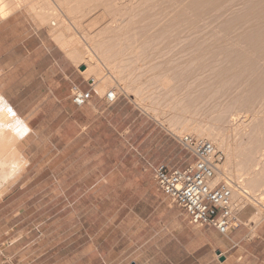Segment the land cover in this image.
<instances>
[{
  "label": "rangeland",
  "instance_id": "374dc122",
  "mask_svg": "<svg viewBox=\"0 0 264 264\" xmlns=\"http://www.w3.org/2000/svg\"><path fill=\"white\" fill-rule=\"evenodd\" d=\"M117 1L120 0H2L10 8L6 11L8 14L22 9L39 21L43 18L41 24L48 26L51 36L66 55L74 63L88 69L85 75L93 78L98 93L103 96L114 89L116 100L126 102L139 115V120L136 136H133L136 144H128L129 133L123 131L128 123H124L120 129L121 144H108L104 152L86 153L82 148L74 153L75 158L50 160V149L45 145V158L40 157L42 153L38 154L31 161L32 165L26 166L30 167L31 174L23 176L21 173L8 184L0 197V264H16L19 260L21 264H229L225 262V257H229L232 250H227L218 242L225 238L207 227L193 226L188 222L183 210L172 205L158 189L152 177V166L156 164L151 161L157 159L177 167H184L193 161L176 141L177 137L188 134L186 130H180L183 117H188L186 121L190 123H209L220 132L224 139L220 149L225 160L232 145L239 148L241 144V148H247L242 145L245 140L249 142L251 127L264 117V90L257 94L259 91L251 88L254 81L260 82L258 79L264 77V60L250 61L255 63H252V68L248 67L250 62L246 63L248 65L244 63L245 71L242 65L239 66L241 71L237 68L234 70L236 73L227 74L228 81L226 77V81L221 79L222 85L219 81L214 82L215 76L208 69L202 70L199 75L203 78L208 74L210 79L212 76L208 84L217 83L218 91L224 90V95L232 97V100L238 94L245 100H249L246 99L249 96L253 101L252 107L224 109L221 106H224L222 101L225 96L222 94L221 98L219 93L215 96L221 98L219 101L210 95L215 104L221 101L212 108L214 110L203 106L202 111L198 109L196 113H191L175 108L172 105L180 101L183 95L181 86L186 83L180 78L181 73H192L191 69L198 66L192 62L188 65L186 60L183 62L189 46L181 42H172L169 46L159 41L143 43L141 32L146 10L138 6L137 0ZM103 2L109 6L106 12L99 6ZM3 14L6 13L3 12L0 17H4ZM104 19L114 28L107 30L102 25ZM237 46L236 49L242 47L241 43L240 47ZM79 53L80 56H77ZM201 62L204 65L209 63ZM212 66L214 68V63H211ZM215 67L214 70H217L218 66ZM245 67L248 72L253 67L255 69L248 74ZM109 68L112 72L106 75ZM99 71L107 76H104L106 83L102 89L98 87ZM230 74L233 77H228ZM193 80L188 83L194 84ZM224 86L232 88V96ZM219 104L221 108L217 109ZM249 117L250 121L246 124L245 119ZM134 132L131 129V133ZM259 147L258 152L261 150L260 153H264V146L260 144ZM257 153L254 156H260ZM98 156L99 159H92ZM238 157L233 158L234 163L229 164L227 172L230 177L244 183L248 175L238 165ZM261 159H264V154ZM259 166L258 170H262L264 160ZM138 185H142L143 189L135 192L134 187ZM152 191L159 196L158 202L165 199L169 205L165 208L163 202L154 211L157 197L150 196ZM250 193L263 198L264 184ZM136 196H143L144 200L136 203ZM237 200H234L238 209L237 222L242 219L241 227L246 224L252 231L248 235L252 240L244 249V253L249 255L243 264H264V227L255 231L264 221V198L260 203L246 199L235 202ZM153 213L157 216L151 217ZM137 219H169L170 222L172 219H184L186 231L179 246L174 241H166L164 251V240L139 238V230L144 228V223ZM13 226H16L14 231L8 233ZM217 251L222 254L217 255ZM222 256L224 259L220 260Z\"/></svg>",
  "mask_w": 264,
  "mask_h": 264
},
{
  "label": "crops",
  "instance_id": "0c3cea01",
  "mask_svg": "<svg viewBox=\"0 0 264 264\" xmlns=\"http://www.w3.org/2000/svg\"><path fill=\"white\" fill-rule=\"evenodd\" d=\"M43 20L39 21L22 9L0 17V98L18 117L16 127L22 128L23 125L27 129L16 146L28 164L31 166V161L38 154L42 153L40 157L45 158V145L50 149V160L75 158L74 153L82 148L86 153L104 152L108 144H121L120 129L124 123H128L123 130L129 133L128 144H136L133 136H136L139 115L119 99L112 103L106 102L104 95L96 90L93 78L83 74L84 66L74 63L66 55L51 36L48 26L41 24ZM74 84L82 90L91 91L90 100L80 107L75 106L70 99V88ZM131 129L135 132L131 133ZM94 158L99 159V156ZM151 162L164 163L157 159ZM29 168L21 172L23 176L31 174ZM139 188L143 189L142 185L134 187V191L142 190ZM150 196L157 197L154 211L163 202L165 208L169 205L165 199L158 202L159 196L153 191ZM141 200H144L143 196L135 197L136 203ZM156 216L153 213L151 217ZM137 220L144 223V228L139 230V238L146 241L164 240V251L166 241H174L179 246L186 231L184 219H172L171 222L169 219ZM238 220L237 227L229 237L208 228L225 238L218 242L227 250H232L230 256L225 257V262L229 264H243L249 255L244 253V249L252 240V237H248L252 232L251 227H246V224L241 227L243 221ZM262 227L264 221L255 231L258 232ZM15 228H10L8 233ZM16 264H21V260Z\"/></svg>",
  "mask_w": 264,
  "mask_h": 264
},
{
  "label": "bare ground",
  "instance_id": "6f19581e",
  "mask_svg": "<svg viewBox=\"0 0 264 264\" xmlns=\"http://www.w3.org/2000/svg\"><path fill=\"white\" fill-rule=\"evenodd\" d=\"M120 1L122 3V0ZM104 2L102 3V5L100 3L99 6L103 7L104 10L106 9L104 11L101 8L104 12H106L109 6L107 7L108 3ZM137 4L139 7L146 10L147 15L142 25V28L144 30H142L141 32L142 42L147 43L150 41H159L161 44H164L166 46L171 45L172 42H181L184 45L189 46V52L186 49V57L185 59H183V62L184 60H186L188 65L191 62L192 64L195 63L198 65L191 69L192 73H181L180 78L182 79V81L185 80L186 83L183 82L182 85L184 86H181L183 95L180 101L172 105L173 107L189 110L191 113H196L198 109L202 111L203 106L205 108L206 106H209V108L207 109L211 108V110H214L212 108H214L216 104L221 102L218 101L222 98V94L223 97L225 96L224 99L226 102L225 104V102H223V99L222 103L224 104V106L222 105L221 107H224V109H228L230 107L232 109L233 107L236 109V107L239 106L244 108L248 106L252 107L251 102L253 101L251 100V98L249 96H245L246 99H249L245 100V98H242V96L240 97V94H238V96L234 95L236 96L234 100H232V97H229L231 101L228 102V95H224L225 91L223 89V93L221 92V89L220 91H218V84L214 82L219 81V84L222 85L223 81L221 83V79L224 80V78L226 77V80L228 81L226 75L229 73H236V71L234 70H236L237 68L240 69L239 66H243L244 63L246 64L250 61L255 62L264 60V0H137ZM99 6H97V8ZM104 6L106 8H104ZM9 9V6L5 5L4 2L0 0V14L5 12V15L7 16L8 13L6 11ZM107 22L108 21H105L104 19L102 25L105 26L107 30L113 29L114 27L110 26ZM215 31H217V33H215ZM240 43L242 47L244 46L243 48L239 46ZM237 45L240 47L239 49H236ZM77 56H80V53L77 54ZM206 60L209 61V63ZM201 61H204L205 63L207 62V65L205 64V66ZM211 63H214V68H216L215 66H218L219 68L217 67V70H214L213 66L210 67ZM218 63H222L224 65L219 66ZM252 63L248 67L252 68L251 66L256 62L253 64ZM245 64L244 66L248 65ZM244 66L243 71H245ZM193 69L196 71H194ZM204 69H208L209 71L213 72L211 74H213L216 79L215 77H213L214 82H211L214 84H208L210 83L209 80H212V76L210 79V75L208 76V74L206 75L209 78H206V75H204L205 77L203 76V78L199 77V75L201 76V74L203 73L202 70ZM245 69L246 72H248L246 67ZM254 69L255 68L253 67V69H251L250 71ZM191 71L189 70V72ZM250 71L248 72V74L251 73ZM87 72L88 69H85L83 74H86ZM110 72H112L111 68H109V70H107V73L105 74L109 75L111 74ZM103 73V71H99L97 75L98 79H100V83H98L99 89H102L106 83V78L104 77L106 75ZM205 73H207V71H205ZM231 74L228 77H230ZM262 74L264 75V73ZM261 77L260 79H258V81L260 80V82L256 81L257 83H255L254 81V83L252 84L254 87L250 85L255 92L259 91L257 94H261L264 90V77L263 79ZM204 78L206 80H204ZM191 79H194V84H191L190 82L192 86L188 83L189 80L191 81ZM231 89L232 88H228L226 90H230L231 92ZM252 90L251 92L255 93ZM227 92L229 93V96H232L233 92ZM212 93L214 95H212ZM210 95L212 97L214 96L213 99L215 98L216 100H218V103L215 104V99L213 100ZM216 95H219V97L221 96V98L217 99L215 97ZM226 98H228L227 101ZM220 104L217 105V109L221 108ZM17 118L18 117H16V114L10 109V107H8V105L4 102V100H2L1 97L0 197L7 189L8 184L11 181L13 182L28 164L27 159L21 154L16 146L18 140H20L23 134L27 131L26 128H23V125L22 128L16 127ZM188 119V117H183V126L180 129L181 131L186 130V132H188L187 135L191 134L195 139H207L212 141L215 145L219 146V148L223 147L224 139L221 137L220 132L216 131L212 127L213 125L209 126V123L205 125L206 123L199 124L198 122L190 123L189 121H186ZM248 119H245L246 124L247 122L249 123L250 117ZM262 119L264 120V117ZM262 119H258L257 121L259 122L256 121L255 124L253 123L254 126L253 128L251 127L252 133L250 134V136L246 135L248 136L249 142L247 143H249V145L245 140V144H243L242 146L246 145L247 148H241V144L239 145V143V148H237V145V147H235V145H232L231 149L228 148L227 159L222 163L220 167L221 174L224 173L225 175L230 177L229 173L227 172L228 166L229 164L231 165V163H234L233 158H237V155L240 156L238 157L240 159L238 165H240V168L243 167V170H246L245 173L248 176L246 182L244 183L241 180L239 181L238 178V180H236L235 178L230 177L236 183L234 200H238L235 202H243L246 199L251 202L254 201L256 203H260V201L264 198H260L254 193V195L250 193L252 189L258 188L259 186L264 184V167L262 168V170H258L260 167V161L264 160L261 159L264 154L263 151L262 153H260L261 150L260 152H258V148H261L259 147L260 144L261 146H264L262 145L264 142V121ZM251 120L252 122L255 121L254 119ZM243 136H245V134ZM262 149H264V147ZM255 153H257V155L260 153L261 157L258 155L257 158L256 155L254 156ZM254 158H256L255 162L253 161ZM257 200H259V202ZM243 206L244 205H242V208ZM256 206H258V204ZM255 218L257 217H254V219Z\"/></svg>",
  "mask_w": 264,
  "mask_h": 264
},
{
  "label": "built area",
  "instance_id": "2783aa9c",
  "mask_svg": "<svg viewBox=\"0 0 264 264\" xmlns=\"http://www.w3.org/2000/svg\"><path fill=\"white\" fill-rule=\"evenodd\" d=\"M90 98V90H82L76 84L71 86L70 99L75 106L86 104ZM104 98L106 102H114L115 90L106 92ZM176 141L193 161L185 167L165 163L152 166L155 184L172 204L183 210L190 224L212 228L229 237L238 225V209L234 203L236 183L221 174L223 150L210 140H198L191 135L177 137Z\"/></svg>",
  "mask_w": 264,
  "mask_h": 264
},
{
  "label": "water",
  "instance_id": "95a60500",
  "mask_svg": "<svg viewBox=\"0 0 264 264\" xmlns=\"http://www.w3.org/2000/svg\"><path fill=\"white\" fill-rule=\"evenodd\" d=\"M216 254H217V255H220L221 253H220L219 251H217ZM223 259H224V256H222L220 260H223Z\"/></svg>",
  "mask_w": 264,
  "mask_h": 264
}]
</instances>
